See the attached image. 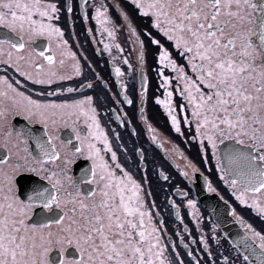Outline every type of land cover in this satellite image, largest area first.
<instances>
[{
	"label": "snow or ice",
	"instance_id": "1",
	"mask_svg": "<svg viewBox=\"0 0 264 264\" xmlns=\"http://www.w3.org/2000/svg\"><path fill=\"white\" fill-rule=\"evenodd\" d=\"M84 3L87 5V0ZM128 3L140 17L150 18V23L146 21L138 30L119 0L111 5L105 0L91 5L93 19L110 41L104 50L111 55L115 47L123 53L118 39L124 32L136 38L141 63L146 43L153 46L160 87L165 89L163 99L157 96L155 103L163 107L176 133L184 135L182 122L195 124L194 138H199L205 153L210 146L220 179L229 186L231 195L264 218V0ZM110 8L117 10L115 16ZM72 11L67 8V12ZM60 12L58 0H0V28L6 30L0 32V64L10 66L34 85H52L72 79L57 70V65L63 68L65 57H70L74 75L80 76L76 53L68 49L64 32L53 23L60 19ZM84 19H88L87 14ZM39 37L47 38V49L33 47ZM123 64L132 68L126 57ZM166 70L174 77L166 75ZM115 75L124 100L134 105V99L127 95L128 85L121 79L125 73L115 67ZM80 87L94 90L96 86L88 82ZM176 92L183 103L173 99ZM54 95L45 89L34 99L20 89V81L13 83L0 76V148L5 151L0 157V264H186L180 253L170 252L163 242L145 203L142 181L118 161L98 119L94 97L85 95L60 103L47 99ZM119 96L120 92H115L112 102L119 104ZM188 108L191 119L187 114L178 118L177 110L186 112ZM14 117H22L27 125H42L44 134L36 136L30 127L15 129ZM81 120L87 129L85 135L77 128ZM70 122L80 142L74 151L67 147L71 140L65 144L57 135L59 128L68 127ZM147 128L155 142L157 130L150 123ZM30 141L35 142V152ZM225 141L231 143L220 156L219 146ZM138 151L143 153L144 149ZM176 151L187 161L183 177L192 180L197 173L203 176L200 167ZM79 155L91 164L76 177L70 174L69 165ZM161 175L165 181L170 179ZM21 180L25 183L20 184ZM205 180L208 191L216 192L212 182L207 177ZM176 192L189 195L179 188ZM186 203L199 227L196 200L188 198ZM173 206L180 205L173 202ZM231 214L250 239L258 241L264 264V229L257 231L235 209ZM215 227L212 236L201 234L200 243L208 257L216 258L198 259L190 251L187 256L192 260L187 264H251L248 255L241 260L240 255L233 258L219 247L215 253L211 250L212 239L222 247Z\"/></svg>",
	"mask_w": 264,
	"mask_h": 264
},
{
	"label": "flooded vegetation",
	"instance_id": "2",
	"mask_svg": "<svg viewBox=\"0 0 264 264\" xmlns=\"http://www.w3.org/2000/svg\"><path fill=\"white\" fill-rule=\"evenodd\" d=\"M93 2L98 4L100 0H87V5H85L84 0H58V5L61 8L60 19L53 21L64 32V39L68 40V49L76 53L81 65L80 76L74 75V61L70 57H65L64 67L60 68L57 65V70L63 75L72 76V79L57 80L52 85H34L31 81H26L21 77L13 68L4 64H0V76H7L13 83L17 80L20 81V89L27 91V94L32 95L34 99L39 98L37 93L45 89L56 93V95L47 97V99L55 100L57 103L65 100L71 102L74 99H83L85 95L94 97L98 119L101 127L108 135L113 151L117 153L118 161L123 167L131 170L138 181H142L145 203L152 213L153 223L161 230L163 242L168 245L170 252L180 253V258L184 259L186 264L192 260L191 257L187 256L190 251L198 259L211 260L216 258L215 256L208 257L207 250H204L203 244L200 243L201 234L213 235L212 228L214 225L216 226L214 234L221 237L220 244L222 245V247L218 246L216 240H210V248L214 253L219 247L220 252H224L233 258L240 255L242 260L244 255H248L251 264H262L258 241L254 242L250 239L245 233V229L232 214L231 217L235 222V228L234 231H231V241L228 240L210 213L202 206L199 198H203V196H200L201 193L209 196L215 195L218 198L223 196L224 199H220L224 203L227 201L226 204L230 207V210L235 209L237 215L242 217L247 223L252 224L257 231L264 229V218H261L248 206L241 205L231 195L229 186L220 179V172L216 169L217 160L212 158L210 146H208L205 153L200 149L199 138H194L195 124L189 125L182 122L181 126L184 135L176 133L163 107L155 103L157 96L163 99L165 89L160 87L162 80L157 75L153 46L147 45V43L142 63L146 79L145 113L144 121L141 120L139 114L140 49L135 43L136 38L124 32L118 39V42L124 48L123 53H120L115 47L112 48L111 55L108 51H105L104 44L110 41L106 33L101 34L99 25L93 19L94 9L91 7ZM105 2L111 5L116 0H105ZM119 2L121 7L129 12L133 24L138 30L145 27L146 21L150 23V18H142L133 11L134 6H131L128 0H119ZM68 7L73 9L71 13L67 12ZM116 12L115 8H110V14L115 16ZM86 14L88 16L87 20L84 19ZM0 32L4 31L0 30ZM141 38L145 39L143 36ZM36 40L39 43L34 45V48L37 50L47 49V38L39 37ZM52 47L54 49L56 47L55 38L52 40ZM114 56L116 57L115 61H113ZM125 57L132 64V68H128L127 65L123 64ZM115 67H120L125 73V76L121 79L128 85L127 95L129 98L134 99V105H128L124 100L125 93L120 88L118 78L115 75ZM165 74H171L170 70H166ZM171 75L174 77V74ZM88 82L94 83L96 86L94 90L80 87L81 83ZM69 87L75 88L76 91L67 92L66 89ZM115 92H120L118 99L121 102L119 104L112 102L111 97ZM173 99L177 103H183L178 92L174 93ZM177 111L178 118L182 119L187 114L189 119H191L190 108L186 112L182 109ZM149 123L157 130L158 139L155 142L151 139L153 133L149 132L147 128ZM12 124L17 130L23 127L32 128L36 136L44 134L42 125H27V122L22 117H14ZM77 128L82 135L86 134L87 129L83 126L82 120L77 125ZM57 135L60 141H64L65 144H67L68 140H71L72 144L67 145V147L73 151L74 146H80V142L76 140L75 133L72 131L71 122L68 127L61 126ZM230 143V141H225L224 144H221L218 155L222 156L226 150L225 145ZM161 144H163V147H160ZM30 146L35 152L36 145L34 141H30ZM141 148L144 149L143 153L138 151ZM166 149L167 151H165ZM176 149H179L188 160L200 167L203 176L197 173L192 180L183 177L181 173L186 170L184 165L187 161L180 157ZM4 155V149L0 148V157ZM205 155L208 157L207 160L204 159ZM110 156V153L106 154V158L109 160ZM90 164L91 161L86 156L79 155L69 165L70 174L79 177L81 170L88 168ZM224 164H227L226 160ZM177 165H180V167L178 168ZM161 173L168 175L170 179L165 181ZM205 177L212 182L213 187L217 189L216 192L208 191ZM24 183V180L20 181V184ZM177 188L188 192L189 195L185 197L178 194L176 192ZM188 198L197 202L196 208L201 218L199 227L197 226V221L191 215L192 210L187 207L186 200ZM173 202L180 206L178 208L174 207ZM236 234H238V237ZM233 235L237 238L235 239ZM173 245L175 246L174 249ZM185 245L188 247L185 248ZM219 259L222 260V257H219ZM192 264H195V262L193 261Z\"/></svg>",
	"mask_w": 264,
	"mask_h": 264
},
{
	"label": "water",
	"instance_id": "3",
	"mask_svg": "<svg viewBox=\"0 0 264 264\" xmlns=\"http://www.w3.org/2000/svg\"><path fill=\"white\" fill-rule=\"evenodd\" d=\"M0 30L6 31L3 28H0ZM38 43H39L38 40L34 41L33 46ZM139 64H140V68H139V80H140L139 114H140L141 120L144 121L143 118H144V113H145V98H146V91H144V87L146 86V79H145V75L143 72L144 70L143 64L141 62ZM142 93H143V103H141ZM225 166L227 165L225 164ZM200 196H203V198H199L202 206L210 213L214 221L219 225L225 237L231 241V231L232 230L234 231L235 222L232 220L230 207L226 203H224L220 198L216 197L215 195L209 196V195H203V193H201ZM236 236L238 237V234H236ZM236 236L233 235L235 239L237 238ZM246 246L248 247V245ZM251 252H254V251H251Z\"/></svg>",
	"mask_w": 264,
	"mask_h": 264
}]
</instances>
